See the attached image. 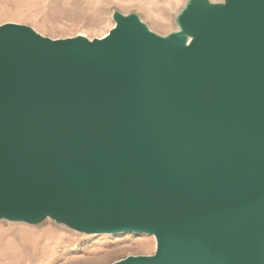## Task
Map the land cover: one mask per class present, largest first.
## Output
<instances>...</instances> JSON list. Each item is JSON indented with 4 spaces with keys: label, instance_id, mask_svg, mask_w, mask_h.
<instances>
[{
    "label": "water",
    "instance_id": "water-1",
    "mask_svg": "<svg viewBox=\"0 0 264 264\" xmlns=\"http://www.w3.org/2000/svg\"><path fill=\"white\" fill-rule=\"evenodd\" d=\"M112 20L0 26V221L156 238L112 264H264V0Z\"/></svg>",
    "mask_w": 264,
    "mask_h": 264
},
{
    "label": "rangeland",
    "instance_id": "rangeland-1",
    "mask_svg": "<svg viewBox=\"0 0 264 264\" xmlns=\"http://www.w3.org/2000/svg\"><path fill=\"white\" fill-rule=\"evenodd\" d=\"M188 0H0V26L27 25L55 39H101L112 16L137 13L157 34L177 29ZM221 2V0H212ZM156 238L141 234L85 236L46 220L37 226L0 221V264H112L129 256H153Z\"/></svg>",
    "mask_w": 264,
    "mask_h": 264
}]
</instances>
